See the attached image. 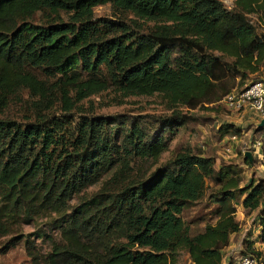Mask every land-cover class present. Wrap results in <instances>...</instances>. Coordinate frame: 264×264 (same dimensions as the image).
I'll return each mask as SVG.
<instances>
[{
    "label": "trees",
    "instance_id": "obj_1",
    "mask_svg": "<svg viewBox=\"0 0 264 264\" xmlns=\"http://www.w3.org/2000/svg\"><path fill=\"white\" fill-rule=\"evenodd\" d=\"M232 2L225 8L219 0H0V234L45 211L54 212L49 223L58 233L45 251L24 235L29 264H175L179 249L190 264H221L239 229L236 190L245 192L242 209L254 210L261 239L264 178L249 176L239 186V166L215 167L211 156L188 150L146 172L173 129L191 119L178 106L214 103L264 80L257 78L264 0ZM103 3L153 26L139 30L121 17H94L92 7ZM36 11L41 22L31 20ZM248 13L263 20L259 31ZM108 87L120 96L160 93L172 110L156 125L122 114L73 122L76 103ZM20 89L30 99L25 120L5 113ZM56 103L60 112L49 111ZM227 131L238 128L222 123L220 133ZM110 170L97 189L69 203ZM208 182L215 219L191 232L181 211ZM20 238L9 236L0 251ZM246 249L254 252L251 240ZM225 264L237 262L228 255Z\"/></svg>",
    "mask_w": 264,
    "mask_h": 264
},
{
    "label": "rangeland",
    "instance_id": "obj_2",
    "mask_svg": "<svg viewBox=\"0 0 264 264\" xmlns=\"http://www.w3.org/2000/svg\"><path fill=\"white\" fill-rule=\"evenodd\" d=\"M219 1L225 8H232L233 6V0ZM92 13L94 17H121L139 30H146L153 26V21L141 19L131 12L114 10L109 3L94 5ZM62 16L66 17V13L63 12ZM247 17L257 31L262 28L263 20L258 19L255 13H248ZM31 20L41 22L40 12L36 11ZM257 75V78H264V64L261 65ZM249 80L246 79V82ZM29 102L30 99L26 90L20 89L17 95L10 97L5 113L14 119L25 120L32 114ZM178 109L181 112L186 111L191 119L173 129L167 147L159 153L154 162L148 164L147 173L157 169L162 163L173 157L176 152L188 150L192 153L211 156L215 167L222 162H230L239 166V186H242L249 176L264 178V126L257 125L259 119L256 121V117L254 118L251 115L250 117L248 114L241 115L240 112H228L220 101L205 103L189 109L178 106ZM171 110L172 108L167 106L160 93L120 96L108 87L79 100L70 113L73 122L80 115L110 116L122 114L127 119L144 120L151 125H156L158 120L170 114ZM49 111L59 113L58 103L52 105ZM225 122L238 128V131L234 133V137L230 136L232 134L230 131L224 134L220 133V125ZM117 124L111 123L110 126H116ZM255 140L260 141L259 155L256 152H251L250 163H245L243 159L244 152L252 150L251 144ZM110 172L111 170L103 174L94 183L73 194L69 199V203H75L81 194H89L97 189L100 183L109 176ZM206 184L203 194L188 203L181 211V217L190 226L191 232L201 230L204 223L213 222L215 219V203L210 201L208 197L210 191L208 187L212 183L208 182ZM238 195L239 191L236 190L232 202L235 207L234 216H237L235 218L238 220L240 227L236 232L230 234L228 244L223 247L222 252L223 256L227 257L229 255L235 260L240 254L248 251L246 249L247 241L251 240V244H255L260 230V226H256L258 222L253 223L254 211L245 212L242 208H238ZM54 215L53 211H45L33 215L27 221L18 220L11 225L6 233L0 234V246L13 234L21 236L15 243L0 251V264H29L23 242L24 235H27L29 240L33 241L37 250H47L51 241L58 239L57 231L51 228L49 223ZM175 264H190L184 250H178Z\"/></svg>",
    "mask_w": 264,
    "mask_h": 264
},
{
    "label": "built area",
    "instance_id": "obj_3",
    "mask_svg": "<svg viewBox=\"0 0 264 264\" xmlns=\"http://www.w3.org/2000/svg\"><path fill=\"white\" fill-rule=\"evenodd\" d=\"M219 101L230 111L242 112L244 109H251L260 119L264 116V80L255 79L243 88H233L223 94ZM253 248L254 252L240 254L236 258L237 264H264V233L261 239H257L253 244Z\"/></svg>",
    "mask_w": 264,
    "mask_h": 264
},
{
    "label": "crops",
    "instance_id": "obj_4",
    "mask_svg": "<svg viewBox=\"0 0 264 264\" xmlns=\"http://www.w3.org/2000/svg\"><path fill=\"white\" fill-rule=\"evenodd\" d=\"M241 113V115L242 114H248L249 116L251 115V116H253L254 118L256 117V121L259 119V116L254 112V111H252L251 109H244L242 112H240ZM250 116V117H251ZM256 141H258L259 143L258 144H255V142ZM253 144V145H252ZM251 144V147H252V150L250 151V153L252 152H256V154H258L259 155V153H258V150H259V148H260V141L259 140H255L253 143ZM263 150H264V148H263ZM244 191H242L241 193L239 192V195H238V208H242V206H241V199H242V197H243V195H244ZM254 211V210H253ZM252 213V212H251ZM235 217H237V216H235ZM256 217V215H255V212L253 213V223L254 222H258L257 221V219L255 218ZM254 224H256V223H254ZM256 226H259V224L257 223V225ZM239 227H240V225H239ZM260 229V228H259ZM260 231V230H259ZM259 233V232H258ZM256 243V242H255ZM222 252H223V249H222ZM226 256H223V254H222V264H225V262H226Z\"/></svg>",
    "mask_w": 264,
    "mask_h": 264
},
{
    "label": "water",
    "instance_id": "obj_5",
    "mask_svg": "<svg viewBox=\"0 0 264 264\" xmlns=\"http://www.w3.org/2000/svg\"><path fill=\"white\" fill-rule=\"evenodd\" d=\"M257 125H258V126H264V116H262V117L259 119V121L257 122ZM244 156H247V158L250 160V158H251V153H250V151L246 150V151L244 152Z\"/></svg>",
    "mask_w": 264,
    "mask_h": 264
}]
</instances>
